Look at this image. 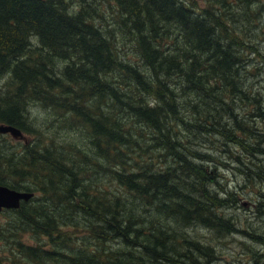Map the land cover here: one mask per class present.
Wrapping results in <instances>:
<instances>
[{
  "label": "trees",
  "instance_id": "obj_1",
  "mask_svg": "<svg viewBox=\"0 0 264 264\" xmlns=\"http://www.w3.org/2000/svg\"><path fill=\"white\" fill-rule=\"evenodd\" d=\"M200 1L115 0L114 32L132 45L122 54L116 34L95 23L91 5L0 0V124L26 137L0 133V185L33 193L18 208L0 211V264L214 262L213 247L179 230L197 223L218 233L220 223L228 233L234 229L216 214V194L208 199L205 187L215 175L195 164L201 153L182 145L176 125L225 135V146L238 145L249 157L264 149L254 146L260 140L244 119L228 124L218 115L222 105L213 113L193 102L195 118L185 121L181 108L188 101L180 99L238 97L254 116H264L260 96L244 91L238 72L240 55L244 60V51L256 48L264 0ZM30 104L55 118L38 127L29 121ZM78 125L81 143L70 138ZM7 135L17 150L5 145ZM136 150L164 158V168L132 156ZM151 213L169 219L176 232L156 226L147 219Z\"/></svg>",
  "mask_w": 264,
  "mask_h": 264
},
{
  "label": "rangeland",
  "instance_id": "obj_2",
  "mask_svg": "<svg viewBox=\"0 0 264 264\" xmlns=\"http://www.w3.org/2000/svg\"><path fill=\"white\" fill-rule=\"evenodd\" d=\"M67 2L72 8H78L83 5L84 9H88L91 5L94 21L97 26L103 31L110 30L112 34L115 33L114 29L118 32L119 25L117 19L119 9L116 6L115 0H67ZM199 2L201 1L198 0ZM199 4L201 6V3ZM253 37L257 44V49L255 48L254 52L245 50L244 53H246L247 58H244V60L243 56L240 55L239 63H242V67L238 68L239 81L242 83L244 91L249 95L260 96L263 106L261 107L264 110V13H261L258 17ZM114 39L118 44L117 49L122 54L130 53L128 48L132 47V45L128 41L123 40L122 36H118L117 34ZM128 40L130 41L129 38ZM247 59L248 62L245 64V60ZM3 83L4 79L0 80V86ZM174 86L180 92L178 85L174 84ZM190 99L191 101H189ZM180 101H188L181 108L185 121H192L195 118L190 107L193 102L200 105L206 103L207 106L205 107H210L214 110L213 113L216 109H220V105H222L218 115L220 114V117L225 115L228 124L233 123L235 116L238 119H244V123H247L254 132L251 136L260 140L254 146L264 149V116H254L251 111L252 105L248 106L238 97H235L233 100L225 99V102L221 103L214 98L197 99L196 94H188L187 97L181 98ZM223 103L227 104L223 105ZM52 113L54 112L40 105H28L29 121L35 123L38 127L53 120L55 116ZM215 116L218 118L217 115ZM185 124L186 122H179L176 125L178 134L181 133V135L185 136V141L182 140L183 142L181 143L185 148L201 153V157L194 159L195 164L205 166L207 172L213 178L215 175L214 182L212 180L205 187L207 194H209L208 199H211L212 194H216L215 196L220 201L214 202L216 206L215 212L220 217L229 219L232 222L230 223V228L234 230L223 234L218 233L215 229L202 227L197 223L198 226L181 228L179 231L204 245L208 244L214 248V262L211 264H255L253 261L255 259L254 253L259 256V264H264V258L261 257L264 256V241L256 238V236H264V214H260V210L264 211V154H256L253 157H249L251 152L242 151L238 145L226 143L227 146H225V142L223 141V137L227 138L225 135L197 132L196 129H191ZM78 127V133L70 134V138L81 143L84 141V137L81 133V126L78 125ZM6 138L8 142L5 145L10 147L11 152L19 148L18 144L12 143L14 140L9 135ZM12 144L14 145L13 147ZM86 148L88 149L89 147L86 146ZM186 152L188 153V150ZM158 155H160V151H158ZM203 155H206L205 158L202 157ZM237 155L243 160L242 166L237 162V159H239ZM132 156H137L140 160L152 161L155 168H164L165 166L163 165L164 158L160 157L159 159L154 158L151 160L145 152L136 150ZM71 157L74 159V154ZM106 166L109 167V164ZM193 180L194 178H189V182H193ZM108 184L113 185V181ZM185 187L187 188V186ZM225 201H227L226 204ZM219 205L222 206L218 207ZM134 208L139 215L138 212L142 209V205H140L138 200ZM208 214H203V217H207ZM74 216L79 218L77 214H74ZM3 219L4 217L0 216L2 223H4ZM147 219L154 220L156 226L165 228V231L170 229L171 232H176L174 225L167 218L157 217L154 213H151V216ZM24 239L30 243L35 242V239L29 235H25ZM113 243L115 244V242ZM113 247L121 250L125 249L116 244Z\"/></svg>",
  "mask_w": 264,
  "mask_h": 264
},
{
  "label": "water",
  "instance_id": "obj_3",
  "mask_svg": "<svg viewBox=\"0 0 264 264\" xmlns=\"http://www.w3.org/2000/svg\"><path fill=\"white\" fill-rule=\"evenodd\" d=\"M0 133H10L14 138H26L19 129L10 125L0 124ZM32 196V192L19 191L0 185V211L3 208H18L21 201H28Z\"/></svg>",
  "mask_w": 264,
  "mask_h": 264
},
{
  "label": "flooded vegetation",
  "instance_id": "obj_4",
  "mask_svg": "<svg viewBox=\"0 0 264 264\" xmlns=\"http://www.w3.org/2000/svg\"><path fill=\"white\" fill-rule=\"evenodd\" d=\"M220 228L222 229V233L225 234L226 233V230H227V227L225 226L224 223H220ZM228 233V232H227Z\"/></svg>",
  "mask_w": 264,
  "mask_h": 264
}]
</instances>
